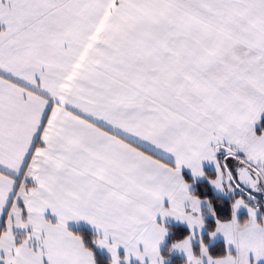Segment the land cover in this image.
<instances>
[{
	"label": "snow or ice",
	"instance_id": "snow-or-ice-1",
	"mask_svg": "<svg viewBox=\"0 0 264 264\" xmlns=\"http://www.w3.org/2000/svg\"><path fill=\"white\" fill-rule=\"evenodd\" d=\"M0 264H264V0H0Z\"/></svg>",
	"mask_w": 264,
	"mask_h": 264
}]
</instances>
